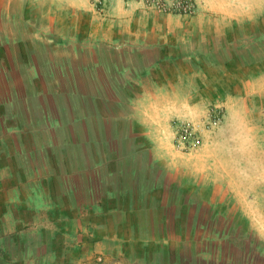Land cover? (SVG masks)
<instances>
[{
	"label": "crops",
	"instance_id": "0c3cea01",
	"mask_svg": "<svg viewBox=\"0 0 264 264\" xmlns=\"http://www.w3.org/2000/svg\"><path fill=\"white\" fill-rule=\"evenodd\" d=\"M192 1L0 0V264H149L213 234L171 123L264 63V0Z\"/></svg>",
	"mask_w": 264,
	"mask_h": 264
},
{
	"label": "rangeland",
	"instance_id": "374dc122",
	"mask_svg": "<svg viewBox=\"0 0 264 264\" xmlns=\"http://www.w3.org/2000/svg\"><path fill=\"white\" fill-rule=\"evenodd\" d=\"M262 25L264 29V17ZM250 39L246 37V42ZM261 51L263 58L264 48ZM229 65L240 67L227 72L235 79L232 94H238L228 102L221 93L205 105L200 118L191 120H203L219 106L222 122L203 132L198 148L179 149L175 134L173 138L175 149L189 154L195 166L197 174L192 169L191 180L199 201L213 202V209L198 207L199 222L207 220L211 211L218 213L211 221L214 232L209 239L199 235L197 240L174 241L168 257L159 256L157 262L151 258L149 264H264V63ZM225 74L214 72L215 77ZM179 121L171 123L173 133Z\"/></svg>",
	"mask_w": 264,
	"mask_h": 264
},
{
	"label": "built area",
	"instance_id": "2783aa9c",
	"mask_svg": "<svg viewBox=\"0 0 264 264\" xmlns=\"http://www.w3.org/2000/svg\"><path fill=\"white\" fill-rule=\"evenodd\" d=\"M99 7L104 6V0H93ZM129 1V0H125ZM145 6L154 7L162 12H176L189 15L195 6L192 0H138ZM223 120L221 107L214 106L203 120L179 121L175 123L174 145L182 150L198 148L203 141V132L214 129Z\"/></svg>",
	"mask_w": 264,
	"mask_h": 264
}]
</instances>
